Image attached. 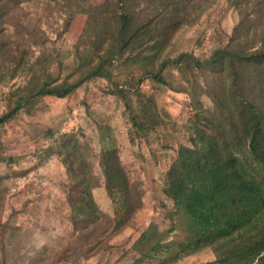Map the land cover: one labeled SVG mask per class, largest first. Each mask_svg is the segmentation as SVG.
Listing matches in <instances>:
<instances>
[{
	"label": "rangeland",
	"instance_id": "rangeland-1",
	"mask_svg": "<svg viewBox=\"0 0 264 264\" xmlns=\"http://www.w3.org/2000/svg\"><path fill=\"white\" fill-rule=\"evenodd\" d=\"M160 1L0 0V116L25 101L0 124V264H220L214 246L173 258L190 229L165 189L207 118L229 125L217 98L231 80L174 59L261 49L264 0H184L176 31L149 24L120 50L118 15L152 16ZM103 61L106 73L90 76ZM164 61L159 82L152 73ZM78 80L64 97L37 93ZM107 149L124 170L122 190L109 189Z\"/></svg>",
	"mask_w": 264,
	"mask_h": 264
},
{
	"label": "trees",
	"instance_id": "trees-1",
	"mask_svg": "<svg viewBox=\"0 0 264 264\" xmlns=\"http://www.w3.org/2000/svg\"><path fill=\"white\" fill-rule=\"evenodd\" d=\"M185 10L184 0H161L154 7L153 15L142 19H136L132 10L123 9L118 15L120 27L114 43L120 50L125 49L152 23L174 32ZM72 16L67 20L68 26ZM4 17L2 14L0 20ZM4 30L0 26V40ZM5 45L0 43L1 56L8 52V44ZM186 58L192 60L194 68L222 72L230 78L229 97L217 98L220 105L229 104L230 115L229 125H223V119L217 120L215 115L207 118L209 125L197 130L191 146L180 147L167 173L165 192L187 219L190 229L189 239L177 244L179 250L174 251L173 258H179L183 252L190 254L214 246L220 264H264V47L251 53L219 49L204 60L182 53L174 63L187 62ZM166 62L152 73L159 82H166L162 74ZM103 65L104 61L94 67L90 76H103L106 73ZM81 84L80 80L47 82L37 93L64 97ZM24 104V99L18 101L0 116V124L12 118ZM102 163L109 189L122 190L124 170L116 151L107 149ZM160 247L153 246L150 250Z\"/></svg>",
	"mask_w": 264,
	"mask_h": 264
}]
</instances>
